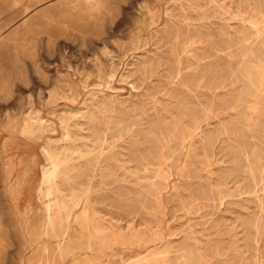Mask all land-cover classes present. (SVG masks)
Instances as JSON below:
<instances>
[{
  "label": "rangeland",
  "instance_id": "rangeland-1",
  "mask_svg": "<svg viewBox=\"0 0 264 264\" xmlns=\"http://www.w3.org/2000/svg\"><path fill=\"white\" fill-rule=\"evenodd\" d=\"M262 21L264 0H0V264H264Z\"/></svg>",
  "mask_w": 264,
  "mask_h": 264
},
{
  "label": "bare ground",
  "instance_id": "bare-ground-1",
  "mask_svg": "<svg viewBox=\"0 0 264 264\" xmlns=\"http://www.w3.org/2000/svg\"><path fill=\"white\" fill-rule=\"evenodd\" d=\"M99 1V0H98ZM75 4H79L81 3V0H74ZM71 3V2H70ZM263 22V27L259 30V29H256L255 30V33L256 34H260L261 31H264V21ZM262 24V23H261ZM251 26V25H250ZM254 27V26H253ZM248 41V40H247ZM263 65V64H262ZM263 67V66H262ZM262 73V72H261ZM260 77V76H259ZM261 78V77H260ZM259 80V78H258ZM257 80V82H258ZM263 81V80H262ZM261 82V81H260ZM257 88V91H262V84H259L258 86H256ZM264 89V88H263ZM73 91V90H72ZM254 102V101H253ZM258 102V101H257ZM255 105V104H254ZM255 107V106H254ZM253 107V108H254ZM24 114V113H23ZM23 127V126H22ZM24 131V130H23ZM26 132V131H25ZM56 170V165L51 161L50 163V171L48 174H44L41 178V181H40V184H39V187H38V194L40 195L39 196V199L42 200L43 198L45 197H48L49 195L53 194L56 190H57V186H56V183L52 182L51 180V177L53 175V173L55 172ZM57 173V171L55 172ZM62 195V194H61ZM46 201V200H45ZM54 206H57L58 208H64L65 207V203L63 201H59V202H56V201H53V202H48V203H43L42 205V216H43V222H42V226H44V228H46L47 230L50 229L53 225H54V222H55V217H54V213H53V207ZM77 206V205H75ZM88 207V206H87ZM12 209V208H11ZM87 209V208H86ZM85 209V210H86ZM14 211V210H13ZM71 211V210H69ZM95 211V210H94ZM96 213V212H95ZM16 214V212H15ZM97 214V213H96ZM69 215V213L67 214V216ZM94 215V214H93ZM97 216V215H96ZM95 216V217H96ZM69 217V216H68ZM1 218V217H0ZM68 219V218H67ZM66 221V220H65ZM67 222V221H66ZM21 228H22V225H21ZM46 230V231H47ZM45 231V232H46ZM67 231V226H64L63 229H62V233H65ZM47 233V232H46ZM44 234V233H43ZM57 236V235H56ZM68 239V238H67ZM60 244V243H59Z\"/></svg>",
  "mask_w": 264,
  "mask_h": 264
}]
</instances>
